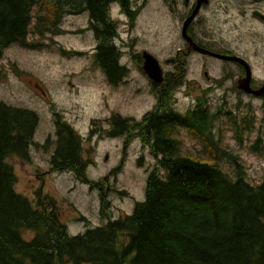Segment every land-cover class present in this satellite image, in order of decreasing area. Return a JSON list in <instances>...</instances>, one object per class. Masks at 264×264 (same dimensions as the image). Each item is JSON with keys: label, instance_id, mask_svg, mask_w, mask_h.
<instances>
[{"label": "trees", "instance_id": "16d2710c", "mask_svg": "<svg viewBox=\"0 0 264 264\" xmlns=\"http://www.w3.org/2000/svg\"><path fill=\"white\" fill-rule=\"evenodd\" d=\"M60 9L59 0H0V55L11 44H29L30 31L53 33ZM120 57L110 42L99 44L94 55L113 85L128 74ZM134 59L141 61L139 54ZM179 68L184 72V65ZM182 72L173 77L167 73L161 83H153L157 102L140 120L120 114L109 118L112 131L128 132L125 144L138 137L156 158L146 176L143 200L135 201L131 213L114 219L110 201L101 196L104 223L77 234L68 232L53 198L39 192L33 204L15 190L8 159H29L38 117L31 109L0 99V264H264V172L257 184L245 180L237 157L214 138L218 112H210L205 97L198 96L185 114L173 110ZM54 122L51 170L73 172L93 187L85 176L92 160L82 155L80 134L59 114ZM179 127L201 143L207 158L181 152ZM219 155L232 164L231 176L214 163Z\"/></svg>", "mask_w": 264, "mask_h": 264}, {"label": "rangeland", "instance_id": "374dc122", "mask_svg": "<svg viewBox=\"0 0 264 264\" xmlns=\"http://www.w3.org/2000/svg\"><path fill=\"white\" fill-rule=\"evenodd\" d=\"M241 3L242 0H238L237 9L250 8L240 6ZM169 23L157 0H150L141 9L132 30L138 38L123 45L119 60L127 67L128 74L117 85L110 84L95 64L94 43L74 34L70 18L60 22L53 33L38 35L30 31L29 44H11L0 55V99L31 109L38 117L29 159H8L15 175V190L33 204L37 203L39 192L53 198L71 234L104 223L99 213L101 196L110 201L114 219L131 213L135 201L144 198L146 176L155 164V157L149 149L139 146L137 139L123 152L117 145L118 140L107 137L104 130L108 128L106 118L113 113L140 120L154 106L151 82L142 70L143 51L155 56L164 72L170 68L165 59L171 54L179 52L180 59L184 58L178 50L183 44L168 27ZM236 23L240 27L239 35L224 44L235 47L245 57L248 54L255 74L264 77V50L258 51L255 46L260 43L250 36L246 39L245 22L239 15H236ZM33 24L34 21L32 27ZM118 46L121 48V44ZM135 54L140 55V62L134 59ZM204 61L208 75L216 77L214 81L218 84L214 85L213 81L208 86L201 72L202 58L189 55L184 63L187 90L181 86L175 91L173 109L184 112L193 107L194 95L205 97L210 112H218L213 118L214 138L221 148L237 157L245 170V180L257 184L264 172V99L250 98L233 87L223 89L220 85H231L233 79L223 81L222 70L226 68L231 73L235 68L222 67L207 58ZM198 84L203 88L197 89ZM55 114L80 134L82 155L92 160L85 176L95 183L93 187L76 179L73 172L51 170ZM177 137L182 153L207 158L201 143L192 134L182 129ZM214 163L231 176L232 164L225 157L219 155Z\"/></svg>", "mask_w": 264, "mask_h": 264}, {"label": "flooded vegetation", "instance_id": "af4514ba", "mask_svg": "<svg viewBox=\"0 0 264 264\" xmlns=\"http://www.w3.org/2000/svg\"><path fill=\"white\" fill-rule=\"evenodd\" d=\"M61 2V17L59 21L62 23L64 19L70 18L71 25L74 26V34L82 39L88 38L94 43L92 53L93 56L97 51V47L101 43L110 42L114 50L122 55V47L128 42H134L138 38L136 34H133V28L136 26V19L143 7L150 0H59ZM160 2V9L164 16L169 20V26L177 37L181 40L183 47L178 50L182 51L184 58L180 59L179 52L171 54L165 59V62L170 65L167 71H163V78L165 74L169 73L171 77L175 72L181 73L183 66L186 63V59L189 55L202 58V64L204 68L201 70L203 76L208 80V86L213 84L214 79L208 75V71L205 69L206 58L210 59L215 64H219L222 67L232 66L235 68L233 72H228L226 68L222 70L220 78H224L223 81L233 79L231 85L223 83L220 87L235 88L241 93H245L247 96L253 99H264V89L260 94L246 93L241 88L245 85L246 69L245 67L236 62L230 60L220 59L208 53H202L196 48L206 49L222 55H234L243 58L248 64L249 76L248 83L253 90H259L264 87V77L257 76L254 72L253 64L248 58V54L245 55L239 52L235 47L224 44L229 42L234 36H238L239 25L236 23V15H239L245 22L246 39L248 36L254 41H258L260 45H256L255 48L264 50V0H242L240 6H250V8L240 7L237 9L238 0H157ZM249 29V33H248ZM171 33V31H170ZM169 37L171 34L168 35ZM157 37V36H156ZM240 37V36H239ZM117 42V43H116ZM121 44V48L118 46ZM182 57V56H181ZM205 58V59H204ZM183 82L179 87H184V91L187 90L188 79H186L185 67H184ZM226 77V78H225ZM219 78V79H220ZM161 81V82H162ZM151 82V90L154 94V104L157 102V90L158 88ZM160 82V83H161ZM119 84V83H118ZM218 82L214 85H217ZM117 85V84H116ZM203 88L199 84L197 89ZM196 89V90H197ZM175 90V91H176ZM194 90V92L196 91ZM173 94V101L175 100V94ZM173 103L171 107L173 108ZM198 103L197 96L194 95L193 106ZM153 104V105H154ZM154 107V106H152ZM151 107V109H152ZM193 108V107H192ZM179 112L185 114L188 110ZM150 110V109H148ZM147 110V111H148ZM174 110V109H173ZM210 110V109H209ZM176 111V110H174ZM178 112V111H176ZM106 118L108 128H106L105 134L107 137L118 140L117 145L124 150L129 147L134 139H137L139 146H143L138 137H133L127 144L124 143L125 135L128 132L119 130L112 131V123H109V118ZM54 122V120H53ZM170 125V124H168ZM55 131V122L53 123ZM184 129L179 127L178 132ZM165 132H168L167 125L164 128ZM176 134V135H177ZM156 136V131H153V138ZM148 149V147H146ZM160 156V155H158ZM107 156H105V159ZM156 161V158H155ZM101 190V188H99Z\"/></svg>", "mask_w": 264, "mask_h": 264}, {"label": "water", "instance_id": "95a60500", "mask_svg": "<svg viewBox=\"0 0 264 264\" xmlns=\"http://www.w3.org/2000/svg\"><path fill=\"white\" fill-rule=\"evenodd\" d=\"M196 49L202 53H208V54L213 55L215 57H218L220 59L236 61V62L242 64L246 69V77L244 79L245 85L241 87L244 90V92L254 93V94L258 95L261 93V91H263L264 87H262L259 90H253L249 86V83H248V76H249L248 64L246 63V61L243 58L238 57V56H234V55H222V54H218V53H215L212 51H208L206 49H201L199 47H197ZM142 59H143L142 70L144 71V73L147 75V77L153 83H155V84L160 83L162 81V78H163V71H162V68L160 66L158 59L147 51L142 52Z\"/></svg>", "mask_w": 264, "mask_h": 264}]
</instances>
